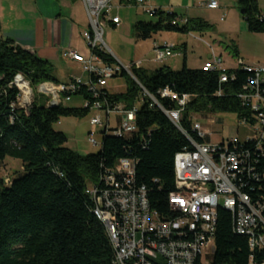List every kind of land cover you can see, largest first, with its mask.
<instances>
[{
  "label": "trees",
  "instance_id": "16d2710c",
  "mask_svg": "<svg viewBox=\"0 0 264 264\" xmlns=\"http://www.w3.org/2000/svg\"><path fill=\"white\" fill-rule=\"evenodd\" d=\"M236 4L243 10L247 30L264 32V12L257 1L237 0ZM151 15L156 17L154 21L137 20L132 25L136 41L163 31L203 32L213 27L200 18H184L160 8H153ZM91 51L104 64L116 65L101 45ZM133 64L130 71L135 79L124 69L114 74L128 77L125 94H110L101 87L96 89L94 98L81 80L73 92L63 96L71 99L81 95L83 107H50L46 98L35 96L37 100L34 98L27 108H22L18 104L19 91L13 84L16 75H22L32 87L41 82H64L53 76L49 60L4 38L0 24V167L6 157L19 160L22 166L21 174L8 184L0 176V264H111L113 247L106 229L93 213V202L86 189L90 184L104 187L102 178L114 170L120 158L133 160L135 185L145 186L150 207L160 213L166 209L167 196L174 189V155L190 144L152 101L168 109L177 107L175 100L161 96L163 89L178 97L189 96L180 125L197 142L209 139L193 129L194 114L227 111L236 114L239 121L254 123V111L239 97L253 74L241 65L226 69L228 80L221 82L216 71L190 69L184 55L177 70L162 65L147 72ZM90 80L96 83V75L91 74ZM138 90L142 104L136 108L133 99ZM143 90L153 99L144 95ZM94 100H99L103 107L121 104L125 110L135 109L136 129L116 135L111 126H103L99 151L82 155L65 146L66 135L54 130L53 124L63 116H85ZM237 233L231 212L219 208L212 233V264L248 263V234Z\"/></svg>",
  "mask_w": 264,
  "mask_h": 264
},
{
  "label": "built area",
  "instance_id": "2783aa9c",
  "mask_svg": "<svg viewBox=\"0 0 264 264\" xmlns=\"http://www.w3.org/2000/svg\"><path fill=\"white\" fill-rule=\"evenodd\" d=\"M150 0H81L89 20V30L84 32L89 54L66 49L62 56L81 64L82 70L89 75L86 84L96 97V89L106 85V79L115 72L124 69L131 74V65L117 62L110 66L94 55L91 49L100 45L103 27L100 18H105L111 10L120 5H131L149 14L153 8ZM216 9L215 0L203 4ZM109 21L119 25V16ZM154 61L161 62L174 54L173 45L166 42L154 43ZM244 70L253 74L250 83L239 94L243 104L254 111V123L243 120L240 123L250 125L254 136L240 141L237 137L222 139L218 143L195 141L181 125V113L189 101L188 95L178 97L167 88L160 94L176 101V108H165L152 100L159 109L186 136L189 147H184L174 155V189L167 196V206L162 213L152 209L145 186H136L134 182V162L129 158H120L113 171L102 178L105 185L88 186L87 194L93 202L95 217L100 218L106 229L107 237L115 243V254L111 264H212L215 248H211V231L215 230L217 213L213 212V201H222L231 205V217H238V226L248 232L247 244L250 250L247 264H264V66L247 64L241 58L236 60ZM134 66H141L134 62ZM203 71H216L219 80H228L227 68L219 57L212 56L202 65ZM95 74L96 83H91L90 75ZM134 78V76H132ZM64 83L41 82L33 87L18 74L13 84L19 91L18 104L27 108L35 96L46 98V105H59L70 100L64 93L73 92L80 78ZM135 79V78H134ZM30 86V87H29ZM25 89L28 93L25 94ZM144 95H149L145 90ZM21 98V100H20ZM86 106L89 103H84ZM90 109L100 110V114L91 118V125L110 126V114L118 115L117 125L112 129L117 135L133 132L135 127V109L125 110L121 104L111 107L102 106L99 100L90 103ZM193 129L199 136L201 124L193 122ZM89 140L95 144L94 131L89 132ZM257 193L258 196H253ZM238 234V233H237ZM259 255V259L258 256Z\"/></svg>",
  "mask_w": 264,
  "mask_h": 264
},
{
  "label": "rangeland",
  "instance_id": "374dc122",
  "mask_svg": "<svg viewBox=\"0 0 264 264\" xmlns=\"http://www.w3.org/2000/svg\"><path fill=\"white\" fill-rule=\"evenodd\" d=\"M19 1L20 0H0V23L3 27L2 29H5L10 25V18L8 16L13 11L9 8L8 4L16 8L15 12L19 18L17 20L19 21V24L24 22L23 19L25 16L23 10H21L19 6L20 2H23L24 10L25 7H28V5L31 6V3L27 2V0ZM258 1L263 7L262 10H264V0ZM26 11L32 17V14H30L32 12L31 7ZM44 11L48 16L55 17L58 13H61V15H65L68 19H74L80 28V32L78 31L76 33L79 49L85 51L86 48H88L87 43L83 38V34L89 30V20L80 1H74L73 3L69 0H54V3H49L45 7ZM113 14L119 15L121 19L120 27H108V20ZM21 17H23V19H21ZM240 18L241 23H239V25H237L236 22H232V24H230L232 25V28L230 25H226V23H221L219 30L215 28L209 33L199 34L197 32H188V67L190 69L201 67L202 61L208 57V54L212 52V49L217 55H221L224 65L230 67L231 69L235 68L234 66L236 65L235 62L237 58H241L247 64L264 66V32H249L246 28V22L242 15H240ZM100 19L101 24L105 22L100 45L112 57L113 54L111 49L119 51L122 55H124L123 62L125 65L129 64V60L127 59H141L143 60L141 67L147 72H152L164 65L162 61L156 62L152 59L154 57L153 41L163 40L164 38H162V36H166L168 33L163 31L152 35V37L144 41H135L132 32V25L135 21H154L156 19L155 16H152L140 8L126 7L122 4L119 8L112 9L104 19ZM229 19L230 18H227V21H229ZM211 23L214 24L213 19ZM225 29H233V31L227 32ZM220 30H222L223 33H221L222 31ZM219 31L220 33H218ZM2 36L6 38L3 31ZM167 58L163 61H167ZM179 59L181 60L182 57ZM51 63L53 65L52 74L57 80H63L69 75L72 76V73L81 75V77L83 75L87 76V74L82 71L80 64L70 63V61L61 59L60 57L52 58ZM175 68V70L180 69L181 63ZM128 86L129 79L127 76L114 75L106 79L104 89L110 94H125ZM31 88L33 87L31 86ZM33 90L34 92L36 91L34 88ZM37 99L38 98L36 97L35 100ZM62 104L67 107H83V98L81 95H74L69 101H65ZM141 104V91L138 90L137 96L133 99V106L139 108ZM98 114H100L101 118L104 119V113L96 109H90L88 113L82 117L63 116L53 124V129L61 131L66 135L67 141L65 146L67 148L82 155L96 153L101 148L103 126H93L90 121L92 117ZM117 116L118 115L114 114V112L110 114L111 128L116 127ZM195 120L201 124L202 133L208 134L209 138L214 143H218L222 139L227 141V139L234 137H237L240 141H244L245 139L254 136L253 127L240 123L236 114L232 112L216 111L214 113H198L193 115V121ZM90 131H94V138L97 144H93L89 140ZM4 162L5 163L0 167V176H2L4 182L8 184L12 178L14 179L21 174L22 166L19 160L10 157H6ZM211 248H214V244L212 242Z\"/></svg>",
  "mask_w": 264,
  "mask_h": 264
},
{
  "label": "crops",
  "instance_id": "0c3cea01",
  "mask_svg": "<svg viewBox=\"0 0 264 264\" xmlns=\"http://www.w3.org/2000/svg\"><path fill=\"white\" fill-rule=\"evenodd\" d=\"M78 1L81 2V0ZM207 1L209 0H150L148 6L152 8H160L161 10L173 11L184 18H200L213 26L212 29H208L203 32L191 31L192 33H196V32L199 34L209 33L210 31H213V29L215 28L219 30L220 29L219 26L221 23L223 24L226 23V25L228 24V26L232 24V22L234 23L236 22L237 25L241 23L240 15L242 14L240 13V9L236 4L237 0H215L218 4V7L216 9H209L205 7L203 4ZM256 1L260 10L264 12V10H262L263 7L260 5L259 1L258 0ZM27 2L31 3V6L30 5H28V7L24 6L25 10L23 9L22 1L20 2L19 5L21 10H23L25 16L24 19H23L24 16L21 17V19H23L24 22H26V23L22 22L21 24H19V21H17L19 18L17 13L15 12L16 8L8 4L9 8L12 9L13 12L8 16L10 18L9 27L2 29L4 36L13 40L19 46L31 52H34L35 54L49 60L50 62L52 58L60 57L61 59L70 61V63L80 64L74 60L62 56V52L66 49L76 50L77 52L82 53L84 55L89 54V48H86L85 51L79 49L76 33L78 31L80 32V28L78 24H76L74 19L72 18L68 19L67 17H65V15L64 16L61 15V13L60 14L58 13L55 16L56 18L52 16H48L44 11L45 7L49 3L53 4L54 0H27ZM71 2L74 3V1ZM120 5L114 7L113 9L119 8ZM123 5L126 7L136 8L131 5H125V4ZM82 6L85 11L83 3ZM30 7L32 10V12L30 13L32 14V17L26 11L29 10ZM112 16H119V15L113 14ZM227 18H230L231 20L229 19V21H227ZM212 19L214 20V24L211 23ZM120 25H121V19L119 25H114L108 20V27L114 26L117 28L120 27ZM103 26H105V22L102 24V27ZM230 26L232 28V25ZM1 28L3 27L1 26ZM220 31L218 33H220ZM225 31L232 32L233 29H225ZM167 33L168 35L162 36V38H164L163 40L153 41V48H154V43L160 45L166 42L170 45H173L174 54L169 56L167 58V61H162V62L164 65L175 70L176 66L180 65V63L182 64L183 55L186 58V65H187L188 35L187 33H178V32H167ZM221 33H223V31ZM111 51L116 62H120L121 64L125 65V63L123 62L124 55H122L119 51H115L113 49H111ZM211 51L212 52L208 54V57L204 59V61H202V64L206 60L210 59L212 56H216L221 59L222 64L224 65L221 55L219 54L217 55L213 49ZM178 57L179 58L182 57V59L180 60ZM152 59L154 60V57ZM127 60H129V64L126 66H130L134 62H139L141 66L143 64V60L141 59H136V60L127 59ZM224 67L227 69H231L226 65H224ZM86 74L87 76L83 75L81 77V75L72 73V76L69 75L67 78L59 81L67 82L71 77H77L80 78L83 82H87L89 80V75L88 73ZM206 135L208 136L209 141L212 142L211 139L209 138V135L208 134Z\"/></svg>",
  "mask_w": 264,
  "mask_h": 264
},
{
  "label": "bare ground",
  "instance_id": "6f19581e",
  "mask_svg": "<svg viewBox=\"0 0 264 264\" xmlns=\"http://www.w3.org/2000/svg\"><path fill=\"white\" fill-rule=\"evenodd\" d=\"M26 93H28L27 89H25V94ZM115 134L117 135V133H115ZM95 144H97V142ZM262 158H264V151H262ZM221 207L231 212V205L224 204V202H222V201H213V212L217 213V210L219 208H221ZM93 213L95 215L94 210H93ZM97 219L100 220V218H97ZM233 225H234V230L236 232H238L239 234H248V232L245 231V227L238 226V217H233ZM213 231L214 230L211 231V242H212V233H213ZM108 238L110 239V242H111V237H108ZM111 245L113 247V251H114V254H115V243L111 242Z\"/></svg>",
  "mask_w": 264,
  "mask_h": 264
},
{
  "label": "water",
  "instance_id": "95a60500",
  "mask_svg": "<svg viewBox=\"0 0 264 264\" xmlns=\"http://www.w3.org/2000/svg\"><path fill=\"white\" fill-rule=\"evenodd\" d=\"M240 13L242 14L243 10H240ZM48 106L52 107V106H56V105H48Z\"/></svg>",
  "mask_w": 264,
  "mask_h": 264
}]
</instances>
